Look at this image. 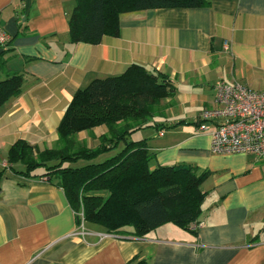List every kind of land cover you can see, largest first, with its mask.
Returning a JSON list of instances; mask_svg holds the SVG:
<instances>
[{"label": "crops", "instance_id": "crops-1", "mask_svg": "<svg viewBox=\"0 0 264 264\" xmlns=\"http://www.w3.org/2000/svg\"><path fill=\"white\" fill-rule=\"evenodd\" d=\"M73 4L0 0V25L9 37L0 45V81L22 78L20 92L0 105V264H128L134 257L148 264H264V163L249 153L214 154V126L196 131L201 110L213 106L216 80L264 89V0L125 12L118 36L97 44L69 42ZM131 64L166 75L175 89L149 121L159 126L133 134L154 153L150 168L184 164L208 172L194 232L168 222L137 237L85 223L81 235L61 187L5 168L17 139L39 149L54 145L77 89ZM105 130L82 131L77 139L94 147Z\"/></svg>", "mask_w": 264, "mask_h": 264}, {"label": "trees", "instance_id": "trees-1", "mask_svg": "<svg viewBox=\"0 0 264 264\" xmlns=\"http://www.w3.org/2000/svg\"><path fill=\"white\" fill-rule=\"evenodd\" d=\"M210 0H74L68 15L71 43H99L118 36L122 13L153 8L208 6ZM22 78L12 75L0 81V105L21 90ZM175 89L166 75L129 65L114 76L92 79L75 91L60 119L52 147L39 149L17 139L7 149L5 168L26 178H47L61 187L76 223L79 211L84 223L107 233L127 232L137 237L173 223L192 232L190 224L201 214L205 192L200 188L208 172L184 164L150 168L154 153L145 139L133 134L147 127L160 102ZM104 126L94 147L77 139L82 131ZM113 151L112 155L95 161ZM4 168L0 169V182ZM128 229V230H127ZM128 264H148L134 257Z\"/></svg>", "mask_w": 264, "mask_h": 264}, {"label": "built area", "instance_id": "built-area-1", "mask_svg": "<svg viewBox=\"0 0 264 264\" xmlns=\"http://www.w3.org/2000/svg\"><path fill=\"white\" fill-rule=\"evenodd\" d=\"M9 37L0 25V45ZM224 49H227L224 43ZM213 106L201 110L198 115L197 132L214 127L210 131L209 150L214 154H253L264 163V89H250L238 82L216 80L212 86ZM163 134L162 131L159 132ZM77 223V233H87L82 214ZM200 222L190 224L196 230Z\"/></svg>", "mask_w": 264, "mask_h": 264}, {"label": "rangeland", "instance_id": "rangeland-1", "mask_svg": "<svg viewBox=\"0 0 264 264\" xmlns=\"http://www.w3.org/2000/svg\"><path fill=\"white\" fill-rule=\"evenodd\" d=\"M77 138H78V137H77ZM112 153H113V151L108 152V153H106V154H103V155L99 156L97 159H95V161H101L103 158L112 155Z\"/></svg>", "mask_w": 264, "mask_h": 264}]
</instances>
